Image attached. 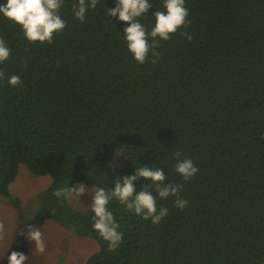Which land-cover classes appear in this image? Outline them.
Here are the masks:
<instances>
[{"label": "trees", "instance_id": "1", "mask_svg": "<svg viewBox=\"0 0 264 264\" xmlns=\"http://www.w3.org/2000/svg\"><path fill=\"white\" fill-rule=\"evenodd\" d=\"M75 2L65 0L66 26L51 43H29L0 18L12 50L0 65V196L20 164L50 176L33 225L54 219L94 239L84 264H264V0H185L187 26L143 64L127 52L122 22L106 15L114 0H98L83 23ZM160 3L141 18L146 29ZM12 74L20 85L6 83ZM118 152L127 161L112 169ZM177 153L198 169L188 181L174 171ZM137 162L182 184L187 205L158 199L168 214L153 224L113 201L123 236L108 251L91 212L52 193L78 182L109 188Z\"/></svg>", "mask_w": 264, "mask_h": 264}, {"label": "clouds", "instance_id": "2", "mask_svg": "<svg viewBox=\"0 0 264 264\" xmlns=\"http://www.w3.org/2000/svg\"><path fill=\"white\" fill-rule=\"evenodd\" d=\"M97 3L98 0H76L72 5L73 18L83 23L87 13L95 9ZM64 5L65 0H0V18L17 26L29 43H51L53 36L62 32L66 26L61 15ZM152 7L153 0H114L113 7H105L108 19L114 17L117 22H122V39L127 52L137 64L146 61L157 41H168L172 34L188 24L185 0H161L160 8L151 13V28L146 29L140 20ZM11 51L5 41L0 39V65L9 60ZM4 77L5 73L0 70V80H4ZM6 83L10 87H16L21 80L19 75L12 74L7 77ZM176 155L175 173L183 181L190 180L197 173V167L191 158L180 157L179 153ZM137 164L140 166L133 167L131 174L113 176L109 188L91 184L90 189H87L83 183H72L58 187L52 193L57 200L67 203L73 199L79 201L86 189L90 191L91 203L87 209L92 214L91 228L106 242L108 251H115L123 236L110 208L113 201L153 224L159 223L168 214L167 208L157 204L158 199L171 196L175 207L183 209L187 205V201L179 195L183 185L165 183L163 168L138 162ZM141 179L144 183L137 190V182ZM24 235L33 243L38 253L45 252L40 226L26 225ZM2 259L3 255H0V260ZM27 259L23 253L11 251L7 256V264H25Z\"/></svg>", "mask_w": 264, "mask_h": 264}, {"label": "rangeland", "instance_id": "3", "mask_svg": "<svg viewBox=\"0 0 264 264\" xmlns=\"http://www.w3.org/2000/svg\"><path fill=\"white\" fill-rule=\"evenodd\" d=\"M126 161L127 157L118 152L110 167L120 169ZM50 182V176H31L23 164L18 166L16 176L8 187V197L0 196V255H3L0 264H7L11 251L23 253L28 258L25 264H84L97 249L94 239L78 236L71 228L61 226L54 219H45L36 225L40 226L45 245L43 254L38 253L33 243L25 238L26 225L34 223L40 204L39 196ZM86 186L90 189V186ZM87 189L79 201L73 199L69 202L73 208H88L91 195ZM21 231L22 240L19 239Z\"/></svg>", "mask_w": 264, "mask_h": 264}, {"label": "crops", "instance_id": "4", "mask_svg": "<svg viewBox=\"0 0 264 264\" xmlns=\"http://www.w3.org/2000/svg\"><path fill=\"white\" fill-rule=\"evenodd\" d=\"M22 237H23V236H22V231H21L19 239L22 240ZM16 243H17V241L15 242V244H16ZM14 247H15V245L12 246V248H14Z\"/></svg>", "mask_w": 264, "mask_h": 264}]
</instances>
